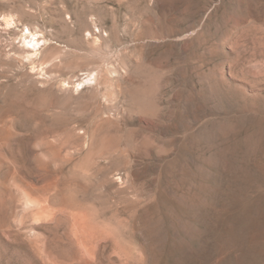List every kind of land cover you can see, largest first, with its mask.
Returning <instances> with one entry per match:
<instances>
[{"label":"rangeland","instance_id":"obj_1","mask_svg":"<svg viewBox=\"0 0 264 264\" xmlns=\"http://www.w3.org/2000/svg\"><path fill=\"white\" fill-rule=\"evenodd\" d=\"M0 264H264V0H0Z\"/></svg>","mask_w":264,"mask_h":264},{"label":"bare ground","instance_id":"obj_2","mask_svg":"<svg viewBox=\"0 0 264 264\" xmlns=\"http://www.w3.org/2000/svg\"><path fill=\"white\" fill-rule=\"evenodd\" d=\"M34 35V34H33ZM43 38V37H42ZM30 43L32 44L31 46H28V47H26V51L27 52H33L34 51V53L39 49V45H40V39L39 38H37V39H34V40H32V41H30ZM42 48V47H41ZM33 53V54H34ZM91 74V73H90ZM90 74H88V76L87 77H89L90 78ZM88 78V79H89ZM80 84V83H79Z\"/></svg>","mask_w":264,"mask_h":264}]
</instances>
